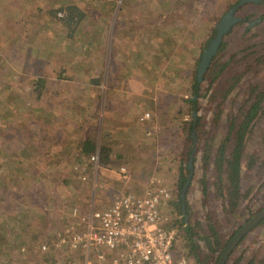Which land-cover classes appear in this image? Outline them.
Segmentation results:
<instances>
[{
    "label": "rangeland",
    "instance_id": "374dc122",
    "mask_svg": "<svg viewBox=\"0 0 264 264\" xmlns=\"http://www.w3.org/2000/svg\"><path fill=\"white\" fill-rule=\"evenodd\" d=\"M0 1L20 11L0 9V264H61L71 258L58 233L80 195H145L152 179L174 189L175 197L181 194L176 181L188 176L193 132L184 121H193L189 101L197 68L217 25L239 0ZM72 5L88 21L69 39L47 12ZM237 17L247 20L225 38L215 59L217 78L213 83L209 77L200 92L194 179L184 214L177 199L162 209L179 229L177 251L190 264L196 262L182 221L199 235L194 241L207 264L215 256L206 238L216 232L225 243L264 209V100L242 152V171L250 178L243 187H254L237 211L218 194L217 151L225 145L230 156L239 110L264 94V3L245 6ZM124 116L131 124H119ZM113 128H124L126 135H115ZM87 140L99 153L102 145L120 142L125 158L109 168L126 166L138 175L119 179L113 188L114 174L88 170L81 154ZM223 181L228 187L226 176ZM241 254L264 264V227L247 237Z\"/></svg>",
    "mask_w": 264,
    "mask_h": 264
},
{
    "label": "built area",
    "instance_id": "2783aa9c",
    "mask_svg": "<svg viewBox=\"0 0 264 264\" xmlns=\"http://www.w3.org/2000/svg\"><path fill=\"white\" fill-rule=\"evenodd\" d=\"M91 162L100 167L99 152ZM121 173L126 182L132 177L126 168ZM171 201L172 193L152 179L145 195H116L102 211L75 206L58 233L59 246L67 248L71 258L61 264H190L177 251L179 229L162 213Z\"/></svg>",
    "mask_w": 264,
    "mask_h": 264
},
{
    "label": "trees",
    "instance_id": "16d2710c",
    "mask_svg": "<svg viewBox=\"0 0 264 264\" xmlns=\"http://www.w3.org/2000/svg\"><path fill=\"white\" fill-rule=\"evenodd\" d=\"M2 3V2H1ZM2 7V12L4 10V7H7L6 4L2 3L1 4ZM59 12H65L64 18H59L58 17V13ZM49 13L55 21H58V25H61V27H63L67 33H68V37L69 39H73L75 37V35L80 31V27L83 26V24H85V22L88 21V16L86 14L85 11L81 10L80 8H78L75 5L72 6H68V7H62L61 9L55 10L53 12L49 11L47 12ZM53 23V22H52ZM213 69V67H212ZM212 69L210 68L208 75L211 73ZM98 81H95V83H100L99 79H97ZM38 85H43L45 83V80H37L36 82ZM197 80L195 82V88L194 90L197 91ZM40 92V91H39ZM196 95V94H195ZM198 95V92H197ZM196 95V96H197ZM264 99V94H259L256 102L252 104V106L246 111L244 112V109L242 108V110H239V114L238 117L235 118L234 121H240L241 118L242 122L241 123H234L233 126H231V135L232 133H234L235 131V136H236V145L235 148L233 150V152H231L230 156L227 155V151H226V147L225 145L221 148L218 149V153H217V169H218V177H221L222 173H225L227 175V180L228 182L231 184L232 186V194L230 195V199H229V204L230 206L233 205V210L237 211L238 207H237V202L239 201L240 197L245 198V195L241 194V182H242V152H243V148H244V139H245V134L247 132V130L251 127L252 123L254 122V120L256 119V116L258 115V113L260 112L261 109V103ZM241 116V117H240ZM240 117V118H239ZM26 145V143H24ZM81 154L82 155H91V154H95L97 152V147L95 145V143H93L90 140H87L84 144H82L81 147ZM209 149L211 151V147L209 146ZM25 152V150L23 151ZM107 152H103V158H104V162H106V159L108 157V155L106 154ZM207 160L210 159V157H206ZM252 163L249 164V168L251 169L253 167V163L255 161V157L252 156L251 157ZM50 164H52V161L49 162ZM183 184V183H182ZM178 207H177V211L178 213L182 216L184 213L183 209H182V204L183 201L182 199L179 197L178 198ZM176 205V206H177ZM175 206V205H174ZM264 223V222H263ZM261 223V224H263ZM182 225V227L185 226L186 228V240L188 241L187 246L190 247V253L192 255V257L195 259L196 264H205V262H203V259H205V255L202 254V249L200 245H197L196 242L194 241V237L199 235L197 233H194V230L190 227L189 224L185 223V221H182L180 223ZM175 227V226H173ZM176 228V227H175ZM181 229V227H179ZM212 237H208L205 239V243L208 247V250L210 253H213L215 257H218L220 255V253L222 252V250L226 247V245L229 243V241H226L225 243H221L220 238L218 237L216 232H213ZM211 238H215V244H213L212 239ZM247 238V237H245ZM245 239L239 244V247L234 249V253L238 252L239 248L241 246H243ZM247 249V247H245V250ZM233 253V252H232ZM204 256V257H203ZM232 256V255H231ZM230 256V257H231ZM208 259H206L207 264H212L210 263V261L208 262ZM242 260V258L237 260V263L240 262ZM250 264H253V262H250Z\"/></svg>",
    "mask_w": 264,
    "mask_h": 264
},
{
    "label": "flooded vegetation",
    "instance_id": "af4514ba",
    "mask_svg": "<svg viewBox=\"0 0 264 264\" xmlns=\"http://www.w3.org/2000/svg\"><path fill=\"white\" fill-rule=\"evenodd\" d=\"M239 2V1H238ZM264 3V0H262V3H260V4H253V5H262ZM238 4V3H237ZM237 4H235V5H237ZM235 5H233V6H235ZM248 5H250V4H248ZM232 6V7H233ZM245 6H247V5H244L243 7H241L236 13H235V18H238L237 17V14L240 12V10L242 9V8H244ZM231 7V8H232ZM230 10V9H229ZM228 10V11H229ZM227 11V12H228ZM239 19H241V18H239ZM242 20V22H239V23H237L236 25H234L233 27H232V29H231V31L229 32V34H227L226 36H224V39H223V42H222V44H221V46L219 47V50H218V52H217V54L214 56V58L212 59V61H211V64H210V67L208 68V71L205 73V75H204V77H203V80H202V82H198V68H197V73H196V77H195V81H194V85H193V90H194V88H195V82H196V80H197V91H195L194 90V93H193V97H192V99H190V101H189V103L192 105V109H194V112H193V114H192V118H193V123L192 122H189V121H184L185 123H184V126L186 127V126H189L190 125V129L192 130V132H193V135L191 136L192 137V139H191V141L193 142V146L191 147V149L188 151L189 152V155H188V161H187V169H188V176L186 177V179H184V180H181V181H179V179L176 181V183H177V186H179V190H180V192H181V194L179 195V193H178V195L175 197L174 195V189H170L171 190V192H172V202H173V204L175 205V203L174 202H176V199H177V202L179 201L178 200V198L180 197L181 199H182V197H181V195H182V193H183V191H184V188H185V186H186V184H187V182H188V180H189V178L191 177V180H190V184H189V186H188V188H187V191H186V194H185V198L184 199H182V201H183V203H184V205H185V202H186V197H187V193H188V191H190V187H191V185H192V181H193V179H194V163H195V159H196V153H197V149H196V143H197V139H196V137L194 136V134H195V131H196V126H197V121H198V118H197V110L196 109H198L197 107H198V102H199V98H200V92L207 86V85H209V81H208V79H209V77H212L213 79H212V81H213V83H214V81L216 80V78H217V76H216V74H215V72H214V70H215V67H216V63H215V59L217 58V56H218V54H219V52L221 51V50H223V48H224V40H225V38L227 37V36H229L231 33H232V31H233V29L238 25V24H240V23H244L247 19L246 18H242L241 19ZM260 20L261 19H258V20H256L255 22H260ZM255 23H251L250 25L252 26V25H254ZM215 36H216V33H215ZM215 36H214V38H215ZM213 38V39H214ZM204 53V52H203ZM259 61V60H258ZM215 63V64H214ZM199 66V65H198ZM212 67H213V69H212ZM210 68L212 69V71H211V73L208 75V73H209V70H210ZM212 84V83H211ZM209 89H210V86L208 87ZM231 91V89L229 90V91H227L226 92V94H225V96H227V94L229 93ZM197 92H198V95H197ZM197 96H196V95ZM264 100V99H263ZM256 102V101H255ZM254 102V103H255ZM262 104V103H261ZM252 106V105H251ZM250 106V107H251ZM249 107V108H250ZM243 109H244V107H243ZM248 110V109H247ZM247 110H245V112L247 111ZM194 114H196V117L194 116ZM239 114V113H238ZM241 117V116H240ZM239 117V118H240ZM242 119L243 118H241L240 119V121H238V123H241L242 122ZM190 123V124H189ZM222 147V146H221ZM220 147V148H221ZM193 148L195 149V154H194V156H193V159H192V168H190L189 166H190V161H191V155H192V153H193ZM217 153H218V151H217ZM218 157V156H217ZM224 176H226L227 177V175L225 174V173H222V175H221V177H218L219 179H220V188H219V192H218V194H220V195H222L221 197H223L226 201H227V204L229 205V199H230V195L232 194V186H231V184L227 181V183H229V185H228V187H225L224 186V181H223V184L221 183L222 182V179H223V177ZM248 179H250L249 178V175L247 176H245V173H244V171H242V182H241V185H240V187H241V194L242 195H245L246 197L245 198H243V197H240L239 198V201L236 203L237 204V207L239 206L240 207V205L245 201V200H247L248 199V192L254 187V184H251V186L250 187H247L246 186V188L244 189V187H243V184L244 185H246V182H247V180ZM183 183V184H182ZM179 184V185H178ZM178 188V187H177ZM231 207H233V205L231 206ZM238 207V208H239ZM264 210V209H263ZM262 210V211H263ZM262 211H260V212H262ZM260 212H258L257 214H259ZM256 214V215H257ZM255 215V216H256ZM255 216H253V217H255ZM253 217L251 218V219H248L245 223H244V225L245 224H247V223H249L252 219H253ZM264 218L257 224V225H255L251 230H250V232L249 233H247V235L245 236V237H248L249 235H251V233L252 232H254V231H256L257 229H259V228H263L264 227ZM261 223H263V224H261ZM243 225V226H244ZM242 226V227H243ZM241 227V228H242ZM240 228V229H241ZM240 229H238L237 231H235V233L229 238L230 240L229 241H231L232 240V238L238 233V231L240 230ZM243 238L239 243H238V245L235 247V249L236 248H238L239 247V244L245 239V241H246V239L247 238ZM245 241H244V243H245ZM244 243H243V246H244ZM228 245V244H227ZM226 245V246H227ZM243 246H241V247H243ZM225 250V248L222 250V252L220 253V255L218 256V257H214V258H210L209 259V261H210V263H212V264H219V262H220V258H221V255H222V253H223V251ZM233 252V253H232ZM231 253H230V255L227 257V260H226V262H225V264H245V263H247V264H250V262H254L255 261V258H254V256H252L249 260H247V258H246V255H243V254H241V255H237V253L238 252H236V253H234V250L232 251ZM232 255V256H231ZM231 256V257H230ZM240 258H242V260L240 261V262H238L237 263V260L238 259H240ZM255 263V262H254ZM253 263V264H254Z\"/></svg>",
    "mask_w": 264,
    "mask_h": 264
},
{
    "label": "water",
    "instance_id": "95a60500",
    "mask_svg": "<svg viewBox=\"0 0 264 264\" xmlns=\"http://www.w3.org/2000/svg\"><path fill=\"white\" fill-rule=\"evenodd\" d=\"M262 3V0H239L238 4L230 8V10L223 16L222 20L219 22V24L216 27V36L214 39H212L207 47L204 50V53L202 55L201 61L198 66V82H202L203 77L205 73L208 71V68L210 67L211 61L214 58V56L217 54L219 47L221 46L224 36L229 34L232 27L236 25L239 22H242L241 19L235 18V13L244 5L248 4H260ZM196 117V114H194ZM195 154V149L193 148V153L191 155V161H190V168H192V159ZM191 177L189 178L184 191L181 195L182 199L185 198V194L187 191V188L190 184ZM185 209L183 205V210ZM264 218V210L257 214L253 219L245 224L238 233L232 238L231 241H229L228 245L225 247V250L223 251L219 264H225L227 257L230 255V253L235 249V247L238 245V243L247 235V233L250 232V230L257 225L262 219Z\"/></svg>",
    "mask_w": 264,
    "mask_h": 264
},
{
    "label": "crops",
    "instance_id": "0c3cea01",
    "mask_svg": "<svg viewBox=\"0 0 264 264\" xmlns=\"http://www.w3.org/2000/svg\"><path fill=\"white\" fill-rule=\"evenodd\" d=\"M14 3H16V1H14L13 4ZM10 4H11V8H9L8 4H7V7H4L3 11L4 12H9V13L10 12H14V13H19L20 14V11L17 10V8L14 5H12V3H10ZM21 8H22V6H21ZM0 9L2 11L1 1H0ZM10 18H12V17H10ZM14 18H16V16ZM13 29L14 28L11 27L9 29L10 32L14 31ZM116 110H118V109L116 108ZM126 122H129L131 124L130 119H127L126 116H124V117H122V121L119 124L120 125L121 124H125ZM113 129H116L115 130V135H120L121 134L122 137H124V135H126V133L124 131V128H113ZM109 144H111V145H109ZM109 144L108 145H106V144L102 145V150L99 153V166L100 167H96L91 162V157L93 155H95L96 153L95 154H91L90 157L86 155L87 162H88L87 163V167H88V170L93 169V171L96 172V173H99L100 171H102L101 175L114 174L115 176H113V178H117V180H116V185H114L113 188H116L118 186V184H119V179L121 181L123 180L122 179L121 169L126 167V166L120 167V170H117V171H114L113 169H110L109 167H117L119 165V163H121L123 158H125V157L123 156L124 153L122 152V144L120 142L111 141V142H109ZM104 151L107 152L106 154L108 155V157L106 159V162H104V158H103V155H102ZM97 152H99V151L97 150ZM134 156H137V154L134 153ZM88 158H90V159H88ZM102 168H104V169L102 170ZM119 171H120V176L118 174ZM130 173L132 174V181H133L134 175H138V173L136 171H134V172L130 171ZM89 176H91V175H89ZM110 178L111 177H109V176L107 177V179H110ZM83 181H85V179ZM134 187L135 186H133V188ZM92 192L90 193V195L88 197H84V199L82 198V195H80V201L78 200V203H77L76 200H75V206L79 207L80 209L87 210L92 205L94 207V209L100 210V211L111 207V205L113 204V199L114 198L113 199L110 198V200H109L108 196L104 195L103 193L97 194L95 192H93L94 196H92ZM104 207H106V208H104ZM173 226H175V225H173Z\"/></svg>",
    "mask_w": 264,
    "mask_h": 264
}]
</instances>
